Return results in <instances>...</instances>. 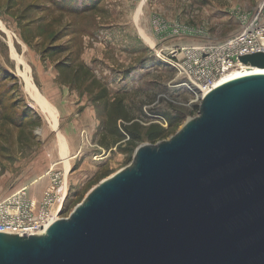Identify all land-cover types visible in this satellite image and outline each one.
<instances>
[{"label": "rangeland", "instance_id": "374dc122", "mask_svg": "<svg viewBox=\"0 0 264 264\" xmlns=\"http://www.w3.org/2000/svg\"><path fill=\"white\" fill-rule=\"evenodd\" d=\"M58 1L0 0V197L27 187L41 198L59 171L68 191L59 216L68 218L94 186L132 163L140 145L169 139L198 116L200 102L181 85L173 49L229 36L261 0H99L77 14ZM61 63L82 67L78 78L62 74ZM116 98L133 118L118 127L140 125L139 139L126 133L117 144L104 127L105 105ZM164 114L182 121L149 140L150 125L168 127ZM26 115L31 123L11 121Z\"/></svg>", "mask_w": 264, "mask_h": 264}, {"label": "water", "instance_id": "95a60500", "mask_svg": "<svg viewBox=\"0 0 264 264\" xmlns=\"http://www.w3.org/2000/svg\"><path fill=\"white\" fill-rule=\"evenodd\" d=\"M0 264H264V72L208 91L46 233L0 232Z\"/></svg>", "mask_w": 264, "mask_h": 264}, {"label": "built area", "instance_id": "2783aa9c", "mask_svg": "<svg viewBox=\"0 0 264 264\" xmlns=\"http://www.w3.org/2000/svg\"><path fill=\"white\" fill-rule=\"evenodd\" d=\"M254 53L264 54V0L241 15L239 29L229 36L172 51L181 85L199 102L208 91L220 85L229 72L240 68L241 56ZM67 192L62 173L54 171L37 201L29 195L27 187L0 197V232L46 233L48 226L60 217Z\"/></svg>", "mask_w": 264, "mask_h": 264}, {"label": "trees", "instance_id": "16d2710c", "mask_svg": "<svg viewBox=\"0 0 264 264\" xmlns=\"http://www.w3.org/2000/svg\"><path fill=\"white\" fill-rule=\"evenodd\" d=\"M100 3L99 0H93L90 3H87L85 5L80 6L79 0H59L58 4L56 5L61 8L64 11H70L74 14L80 13V12H87L92 9H96L97 5ZM59 70L61 71L62 74H68L71 73L73 74V77L75 79L78 78V75L81 72L82 67H72L71 65L67 63H61L57 65ZM89 72V71H88ZM71 79H69L70 81ZM105 125L104 127L109 129L110 135L114 137L116 140L117 144L120 143L122 139L126 137V133L128 136H130V140L134 139L137 140L141 137V132L142 129L140 128V125H136L133 128L124 126V133L119 127L118 123L120 120L126 121V122H131L132 117L130 116V112L128 108L126 107V104L124 103L123 98H116L113 101L107 102L105 105ZM165 121L168 123V127H165L160 124H152L150 125L144 132L146 137L151 140V141H158L159 139H162L166 137L168 134V130L171 128H174L182 121L181 116L179 115H167L164 114ZM34 118L29 117L28 115L23 118L21 121H16V118L12 117L11 121L14 124L17 125H24L26 122H32Z\"/></svg>", "mask_w": 264, "mask_h": 264}, {"label": "bare ground", "instance_id": "6f19581e", "mask_svg": "<svg viewBox=\"0 0 264 264\" xmlns=\"http://www.w3.org/2000/svg\"><path fill=\"white\" fill-rule=\"evenodd\" d=\"M2 27V26H1ZM13 53H15L14 52V50H13ZM22 61V60H21ZM257 72H264V70H260V69H258V68H249V67H247L246 65H244V64H241L240 65V68H238V69H235V70H233V71H231V72H229L223 79H222V82L220 83V84H222V83H224V82H227V81H229V80H232V79H235V78H239V77H242V76H246V75H249V74H252V73H257ZM28 78V77H27ZM29 79V78H28ZM30 87H31V85H30ZM37 98H39L40 99V101H43V102H45L44 100H43V98H41V96H39V97H37ZM50 108H51V110L53 111H51L52 113H53V117H54V121H55V123L57 122V119H56V114L54 113V109H53V107H52V105H50V104H47ZM47 108V107H46ZM66 143V142H65ZM65 143H64V141H63V139H61V148H62V152H63V154L65 155V161H64V163L66 164V171H68L69 170V167H70V160H71V158H69L68 157V151H67V145H65ZM65 186H66V188H67V185H66V179H65Z\"/></svg>", "mask_w": 264, "mask_h": 264}, {"label": "crops", "instance_id": "0c3cea01", "mask_svg": "<svg viewBox=\"0 0 264 264\" xmlns=\"http://www.w3.org/2000/svg\"><path fill=\"white\" fill-rule=\"evenodd\" d=\"M49 181H50V180H49ZM48 183H49V182H48ZM48 183H47V184H48ZM29 195L32 197V199H34V200H36V201L40 199V198H35V197H37L36 194H30V193H29ZM32 195H33V196H32Z\"/></svg>", "mask_w": 264, "mask_h": 264}]
</instances>
